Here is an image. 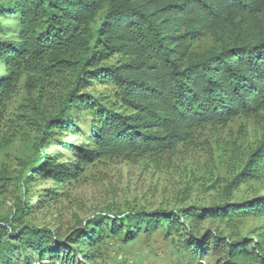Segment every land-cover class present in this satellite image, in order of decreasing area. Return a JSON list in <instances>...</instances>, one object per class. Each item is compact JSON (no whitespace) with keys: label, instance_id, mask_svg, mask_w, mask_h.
<instances>
[{"label":"trees","instance_id":"1","mask_svg":"<svg viewBox=\"0 0 264 264\" xmlns=\"http://www.w3.org/2000/svg\"><path fill=\"white\" fill-rule=\"evenodd\" d=\"M231 123L226 198L264 174V0H0V154L26 147L16 175L0 168V194L52 181L0 218V264H110L114 245L154 248L148 264H264V226L254 241L197 231L205 220L264 218V194L207 208H105L63 237L26 221L105 162H157Z\"/></svg>","mask_w":264,"mask_h":264},{"label":"rangeland","instance_id":"2","mask_svg":"<svg viewBox=\"0 0 264 264\" xmlns=\"http://www.w3.org/2000/svg\"><path fill=\"white\" fill-rule=\"evenodd\" d=\"M16 103L12 104V108ZM238 123L225 128L207 127L199 131L192 142L180 147L176 153L157 162L151 159L131 163L125 160L108 161L98 167L94 174L88 175L81 183L59 190L47 204L32 210L26 221L37 226H49L60 236L73 230L76 224L102 209L123 210L142 208L145 210H175L189 207H210L227 199L229 203H242L264 194V174L259 179L245 181L231 191L226 198L224 185L231 177L229 170L236 161L232 159L231 143L236 134ZM247 142L253 141L257 131L246 125ZM242 141V140H240ZM240 141L236 142V145ZM235 145V146H236ZM26 149L16 141L0 154V168L4 167L9 176L16 175L18 159ZM51 180L39 181L31 185L28 193L20 191L19 185H10L0 194V218L8 215L15 201L26 198L28 204H34L37 197L33 193H42V188H51ZM240 220V221H239ZM264 218L246 216L239 218L235 225L225 222L205 220L199 223L197 231L203 235L206 231L222 234L236 240L238 237L257 238V229L261 231ZM257 231V232H259ZM189 237H186L188 239ZM58 244L52 242L49 248ZM61 251L67 254L68 246L61 243ZM195 246H198L195 244ZM149 250H130L112 248L110 264H148L152 254ZM82 260L76 259L77 264ZM145 261V262H144ZM154 264H158L157 260Z\"/></svg>","mask_w":264,"mask_h":264},{"label":"bare ground","instance_id":"3","mask_svg":"<svg viewBox=\"0 0 264 264\" xmlns=\"http://www.w3.org/2000/svg\"><path fill=\"white\" fill-rule=\"evenodd\" d=\"M206 24V23H205Z\"/></svg>","mask_w":264,"mask_h":264}]
</instances>
